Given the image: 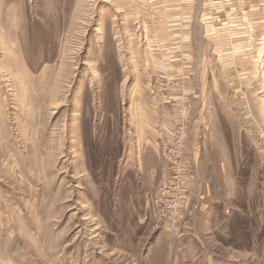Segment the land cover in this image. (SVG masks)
Listing matches in <instances>:
<instances>
[{"label":"rangeland","instance_id":"rangeland-1","mask_svg":"<svg viewBox=\"0 0 264 264\" xmlns=\"http://www.w3.org/2000/svg\"><path fill=\"white\" fill-rule=\"evenodd\" d=\"M0 264H264V0H0Z\"/></svg>","mask_w":264,"mask_h":264},{"label":"built area","instance_id":"built-area-1","mask_svg":"<svg viewBox=\"0 0 264 264\" xmlns=\"http://www.w3.org/2000/svg\"><path fill=\"white\" fill-rule=\"evenodd\" d=\"M176 194V191H170L167 188L165 189V191H162L160 198L156 201V209L159 215L164 217L174 215V213L177 211V208H179ZM169 225L170 228L174 230H177L178 228V223H176V221L174 220H172Z\"/></svg>","mask_w":264,"mask_h":264},{"label":"bare ground","instance_id":"bare-ground-1","mask_svg":"<svg viewBox=\"0 0 264 264\" xmlns=\"http://www.w3.org/2000/svg\"><path fill=\"white\" fill-rule=\"evenodd\" d=\"M248 43V42H247Z\"/></svg>","mask_w":264,"mask_h":264}]
</instances>
